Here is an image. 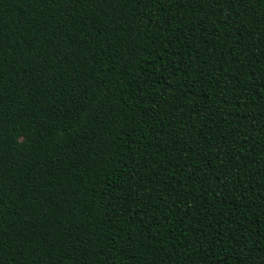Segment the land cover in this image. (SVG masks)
Returning a JSON list of instances; mask_svg holds the SVG:
<instances>
[{
    "label": "trees",
    "instance_id": "obj_1",
    "mask_svg": "<svg viewBox=\"0 0 264 264\" xmlns=\"http://www.w3.org/2000/svg\"><path fill=\"white\" fill-rule=\"evenodd\" d=\"M0 264H264V0H0Z\"/></svg>",
    "mask_w": 264,
    "mask_h": 264
}]
</instances>
